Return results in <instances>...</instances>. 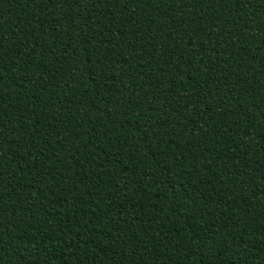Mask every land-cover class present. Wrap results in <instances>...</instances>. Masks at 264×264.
<instances>
[{
    "label": "trees",
    "instance_id": "1",
    "mask_svg": "<svg viewBox=\"0 0 264 264\" xmlns=\"http://www.w3.org/2000/svg\"><path fill=\"white\" fill-rule=\"evenodd\" d=\"M0 264H264V0H0Z\"/></svg>",
    "mask_w": 264,
    "mask_h": 264
}]
</instances>
